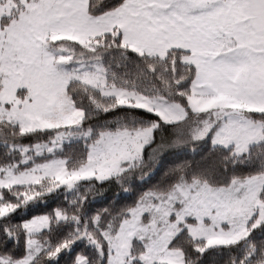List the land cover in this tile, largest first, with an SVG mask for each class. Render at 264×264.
Masks as SVG:
<instances>
[{
    "label": "snow or ice",
    "instance_id": "snow-or-ice-1",
    "mask_svg": "<svg viewBox=\"0 0 264 264\" xmlns=\"http://www.w3.org/2000/svg\"><path fill=\"white\" fill-rule=\"evenodd\" d=\"M0 264H264V0H0Z\"/></svg>",
    "mask_w": 264,
    "mask_h": 264
},
{
    "label": "trees",
    "instance_id": "trees-1",
    "mask_svg": "<svg viewBox=\"0 0 264 264\" xmlns=\"http://www.w3.org/2000/svg\"><path fill=\"white\" fill-rule=\"evenodd\" d=\"M170 134H171V129L169 130V133L167 135H170ZM206 156H207V149H202L200 151V153L195 155V156L189 154L187 159L190 162L192 160H195V161L201 163L202 165H207V164L211 163V158L202 161V157H206ZM155 179H159V177H156ZM119 191L120 190L118 188L106 186V188L102 191V193L100 195H95L94 200L92 197H90V200H93L94 208L106 207V206H109L115 202V199H116L115 193L119 192ZM138 191H139V189H137V192ZM126 195H130V194H126ZM127 202H130V201H127V200L122 201V203H127ZM210 258L212 260H219L220 259L219 257H216L214 255H212Z\"/></svg>",
    "mask_w": 264,
    "mask_h": 264
}]
</instances>
